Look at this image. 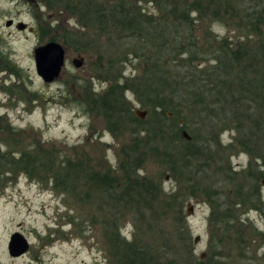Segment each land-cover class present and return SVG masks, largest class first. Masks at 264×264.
Wrapping results in <instances>:
<instances>
[{
	"label": "trees",
	"instance_id": "16d2710c",
	"mask_svg": "<svg viewBox=\"0 0 264 264\" xmlns=\"http://www.w3.org/2000/svg\"><path fill=\"white\" fill-rule=\"evenodd\" d=\"M36 1L74 17L76 28L69 44L80 52L91 50L94 77L108 83L100 93H83L86 103H79L99 115L113 135L120 131L118 122L124 126L128 122L129 127L122 126V131L129 140L120 149L124 160L117 165L122 173L117 181L108 175L109 170L90 173L67 159H53L39 139L27 142L25 130L4 123L0 116V189L23 173L83 199L86 197L76 190L78 185L106 182L102 189L112 215L103 221V227L114 264H224L217 259L218 252L205 258L192 254L190 230L182 214L184 199L175 196L173 203L164 201L160 190L137 171L148 155L161 157L170 168L177 165L176 160L185 168L190 158L199 159L215 141L219 129L227 127L233 132L228 146L247 154L248 171L264 176V0ZM213 24L225 33L215 32ZM126 61L133 62L135 76L123 78ZM126 90L146 109L149 119L132 115L124 98ZM134 122L138 129L130 127ZM182 129L189 140L180 134ZM254 185L247 191L254 190ZM253 195L258 201L256 191ZM160 202L172 212L171 237H162L159 224H146L142 229L137 222L130 239L121 236L117 220L124 212L119 211L136 209L141 217L148 211L151 219L161 220L166 210L159 209ZM232 204L221 207L226 230L227 223L235 220ZM210 205L213 209L220 206L216 199ZM137 231L142 237H136ZM148 232L152 234L145 237ZM224 237L227 235L219 236ZM173 238L184 251L181 258L170 241ZM243 253L238 252L239 258L244 259Z\"/></svg>",
	"mask_w": 264,
	"mask_h": 264
},
{
	"label": "rangeland",
	"instance_id": "374dc122",
	"mask_svg": "<svg viewBox=\"0 0 264 264\" xmlns=\"http://www.w3.org/2000/svg\"><path fill=\"white\" fill-rule=\"evenodd\" d=\"M19 22L24 25L21 29L17 27ZM75 28L73 16L49 10L36 0H0V116L4 123L25 130L27 142L33 137L39 139L53 159H67L90 173L109 170L108 175L119 181L122 173L117 165L124 160L120 149L127 145L129 135L119 122L120 131L111 134L99 115L81 105L86 103L83 93H100L108 83L94 77L90 62L95 55L91 50L80 52L69 44ZM211 28L218 34L225 33L224 28L214 24ZM47 41L60 43L65 51L60 74L51 82H43L36 74L32 57L33 48ZM74 57L81 59L79 67L71 64ZM121 74L123 78L135 76L133 62L126 61ZM124 98L134 117L133 109L146 111L129 91L124 92ZM149 116L146 112L144 118ZM130 127L138 129L139 125L134 122ZM199 134L204 136L203 132ZM232 135L227 127L219 129L215 141L200 153L199 159L190 158L185 168L177 160V165L169 163L170 168L161 157L148 155L137 172L160 190L164 201L173 203L175 196L184 199L182 214L195 257L218 252L217 259L224 264H264V239L260 238L264 233V176L248 171L247 154L228 146ZM12 179L0 189V264H114L103 227V221L112 215L102 189L108 183L78 185L77 192L86 197L78 199L60 186L54 188L50 181L29 179L23 173ZM251 184L255 189L247 191ZM215 199L220 206L213 209L210 201ZM161 202L159 209L166 210L161 220L151 219L148 211L143 212L145 217L136 209L137 213L134 209L119 211L124 212L117 220L121 236L130 239L133 223L137 222L142 229L146 224H159L162 237H171L172 212ZM228 203H234L231 217L235 220L227 223L230 226L226 230L221 207ZM12 232L21 233L28 243L19 256L7 252ZM223 234L227 238L220 239ZM136 237H142L141 232L137 231ZM170 241L181 258L184 251L174 238ZM241 251L244 259L238 256Z\"/></svg>",
	"mask_w": 264,
	"mask_h": 264
},
{
	"label": "water",
	"instance_id": "95a60500",
	"mask_svg": "<svg viewBox=\"0 0 264 264\" xmlns=\"http://www.w3.org/2000/svg\"><path fill=\"white\" fill-rule=\"evenodd\" d=\"M11 21L8 20L7 24ZM22 23H17L19 29L23 28ZM64 55L65 51L63 46L56 41H47L43 44L35 46L32 50V57L34 63V69L36 74L40 77L43 82H51L57 78L60 71L64 65ZM71 64L74 67H79L81 65V59L74 57L71 60ZM133 114L139 118L143 119L146 111L133 109ZM170 113L167 112V115ZM180 134L186 140L190 139V136L185 130H181ZM262 184H264V177L262 179ZM190 210V209H189ZM197 239V238H196ZM28 243L23 235L19 232H12L9 235L7 241V252L10 256H19L26 251Z\"/></svg>",
	"mask_w": 264,
	"mask_h": 264
}]
</instances>
